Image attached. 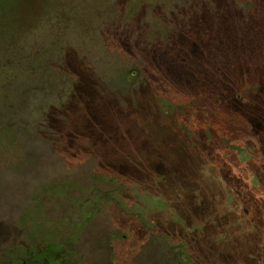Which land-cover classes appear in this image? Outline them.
Masks as SVG:
<instances>
[{
    "label": "rangeland",
    "instance_id": "374dc122",
    "mask_svg": "<svg viewBox=\"0 0 264 264\" xmlns=\"http://www.w3.org/2000/svg\"><path fill=\"white\" fill-rule=\"evenodd\" d=\"M54 252L264 264V0H0V262Z\"/></svg>",
    "mask_w": 264,
    "mask_h": 264
},
{
    "label": "flooded vegetation",
    "instance_id": "af4514ba",
    "mask_svg": "<svg viewBox=\"0 0 264 264\" xmlns=\"http://www.w3.org/2000/svg\"><path fill=\"white\" fill-rule=\"evenodd\" d=\"M28 260H21V261H1L0 264H62L61 260L58 258L57 253L54 252L53 260H33L34 256L29 255ZM36 258V257H35Z\"/></svg>",
    "mask_w": 264,
    "mask_h": 264
}]
</instances>
